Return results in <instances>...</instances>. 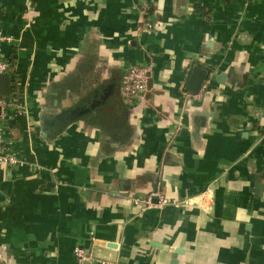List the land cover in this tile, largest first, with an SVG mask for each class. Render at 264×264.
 <instances>
[{
    "label": "crops",
    "instance_id": "0c3cea01",
    "mask_svg": "<svg viewBox=\"0 0 264 264\" xmlns=\"http://www.w3.org/2000/svg\"><path fill=\"white\" fill-rule=\"evenodd\" d=\"M0 31L5 150L22 162L0 164L1 263L102 264L80 247L106 264H264V0H0ZM148 61L145 101L120 107Z\"/></svg>",
    "mask_w": 264,
    "mask_h": 264
},
{
    "label": "built area",
    "instance_id": "2783aa9c",
    "mask_svg": "<svg viewBox=\"0 0 264 264\" xmlns=\"http://www.w3.org/2000/svg\"><path fill=\"white\" fill-rule=\"evenodd\" d=\"M149 5H144L142 10V25L146 30H153L155 23H153L150 15L147 17L149 12ZM13 39L4 35L0 31V75L6 72H10L14 69L15 63L9 60L2 52L3 43H11ZM154 70V64L151 61H148L145 65H132L130 66L125 75L121 85V96L124 99L126 104H129L133 101H145L147 94L150 90V82L152 80ZM9 97L2 96L0 94V164H8L12 166L21 165L22 162L14 155H10L5 150V140L3 137V121L9 106H11ZM159 196V194H154ZM160 197V204L164 205L167 200L163 196ZM153 196H150L146 201L147 207L153 206ZM75 256L79 262H91L97 261L102 264L106 262L96 259L93 251H87L83 248L77 247L75 249ZM0 264H12V263H1Z\"/></svg>",
    "mask_w": 264,
    "mask_h": 264
},
{
    "label": "water",
    "instance_id": "95a60500",
    "mask_svg": "<svg viewBox=\"0 0 264 264\" xmlns=\"http://www.w3.org/2000/svg\"><path fill=\"white\" fill-rule=\"evenodd\" d=\"M206 77V71L201 68H195L193 74L188 82V90L194 94H198ZM224 78V76H222ZM10 73L6 72L0 75V94L9 97L11 93ZM111 88V86H109ZM109 97V94L106 96ZM95 106H91L94 108ZM89 110V109H88ZM87 110V111H88ZM86 112V111H85ZM85 112H81L80 108L66 110L55 116H48L49 125L46 129L51 134H57L64 127L71 122L80 118ZM104 244V243H103Z\"/></svg>",
    "mask_w": 264,
    "mask_h": 264
},
{
    "label": "flooded vegetation",
    "instance_id": "af4514ba",
    "mask_svg": "<svg viewBox=\"0 0 264 264\" xmlns=\"http://www.w3.org/2000/svg\"><path fill=\"white\" fill-rule=\"evenodd\" d=\"M110 90H108V89L105 88L101 93H99L98 95H96V98L95 97L93 98V101L89 102L86 105L82 104L81 106H79L80 111L81 112H85V111H87L93 105L100 106L102 103H106V101L108 99L106 96L108 95V93L110 92Z\"/></svg>",
    "mask_w": 264,
    "mask_h": 264
},
{
    "label": "trees",
    "instance_id": "16d2710c",
    "mask_svg": "<svg viewBox=\"0 0 264 264\" xmlns=\"http://www.w3.org/2000/svg\"><path fill=\"white\" fill-rule=\"evenodd\" d=\"M153 12H154L153 9L150 8V9H149V12L147 13L146 16L148 17V16L151 15V13H153ZM119 93H120V92H119ZM120 95H121V93H120ZM120 95H119L120 98H119V100H118L119 102H117V103L120 105V107L122 106V108H123L124 105H125L126 103H125L124 99L121 98L122 96H120ZM122 108H121V109H122ZM46 118L48 119V116H47ZM44 127H45V130H46V133H48V131H47V129H46V125H45Z\"/></svg>",
    "mask_w": 264,
    "mask_h": 264
}]
</instances>
